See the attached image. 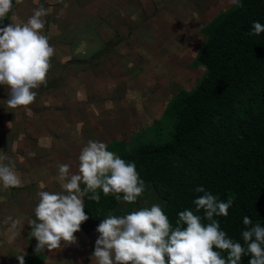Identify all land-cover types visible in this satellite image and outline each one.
<instances>
[{"label": "clouds", "instance_id": "9594fccd", "mask_svg": "<svg viewBox=\"0 0 264 264\" xmlns=\"http://www.w3.org/2000/svg\"><path fill=\"white\" fill-rule=\"evenodd\" d=\"M15 3L21 5L24 0H15ZM228 3L238 8L243 6L241 0H228ZM12 8L13 0H0V21L8 17ZM49 14L50 10L41 4L33 9L26 22L0 27V85L8 90L6 102L10 108L32 104L37 96L33 90L47 85L50 59L55 54L50 38L43 34L44 18ZM261 33H264V24L253 21L248 34L259 36ZM78 159L76 174H70L69 164L57 165L58 178L63 182L61 192L37 193L35 219L29 224L30 236L37 241L34 252L38 255L45 248L59 249L62 240L66 244L76 241L74 233L89 218L84 211L86 194L92 193L88 199L99 202L97 189H101L105 196L112 194L117 201L132 204L145 191V182L136 164L109 151L103 142L89 140ZM0 185L5 190L21 185L15 160L6 154L0 155ZM195 191L203 193L193 201L195 210L179 212L174 228L157 204L125 216L108 215L96 228L100 235L91 254L92 261L94 258L95 264H240L242 255L251 253L249 264H264V226L244 216L246 229L241 235L246 247L234 242L214 218L227 217L232 199L220 201L202 186ZM201 210L203 218L195 214ZM202 219L208 223H202ZM8 221L12 229L17 228L18 221L10 216L5 222ZM223 252L227 253L226 258L221 255ZM25 255L16 256L19 264H25Z\"/></svg>", "mask_w": 264, "mask_h": 264}, {"label": "trees", "instance_id": "16d2710c", "mask_svg": "<svg viewBox=\"0 0 264 264\" xmlns=\"http://www.w3.org/2000/svg\"><path fill=\"white\" fill-rule=\"evenodd\" d=\"M241 3L211 20L194 59L206 68L205 76L169 107L175 115L169 140L140 143L120 158L134 162L140 178L162 198L173 228L179 212L195 210L194 199L203 195L195 191L199 186L220 201L232 199L227 217L214 218L229 238L246 247L243 217L264 226V33L248 34L253 21L264 24V0ZM97 192L99 202L88 199L92 193L84 196L89 218L79 231L96 229L119 203L114 195ZM195 214L204 216L203 210ZM37 256L44 260L43 253L31 250L25 257L31 264ZM251 258V253L242 255L240 264Z\"/></svg>", "mask_w": 264, "mask_h": 264}, {"label": "rangeland", "instance_id": "374dc122", "mask_svg": "<svg viewBox=\"0 0 264 264\" xmlns=\"http://www.w3.org/2000/svg\"><path fill=\"white\" fill-rule=\"evenodd\" d=\"M71 1L73 3L76 2L74 4H77V8L82 9V6H85L87 3L96 7L98 0ZM104 1L106 7L104 15L106 16L110 6L112 7V4L117 3V0ZM129 1L133 2L136 10H139L143 8L147 0ZM148 1L146 9H143V17L138 18L137 21H133L131 24L129 23L133 19H129L128 15L133 13V5L129 7L128 3L127 6L120 5V9L117 8L116 12L111 13L112 18H117L119 22V24H114L117 25L119 31L112 30L116 33L115 36L122 37H116V47H120V50L117 48L115 57L110 56L109 53L104 58V66H108V62H113L118 67H127L129 64H132L131 66L134 68H114V70L112 68H104L103 70L106 71L104 72L106 84L109 80H115L114 88L106 85L111 96L106 93L101 104L98 106L92 103V108L96 111L98 110L97 114L101 112V107H103L102 122L100 120L99 122L104 124V135L97 137L92 134L91 127L94 128L95 126H91L90 124H93L91 120L94 116H91L86 111L83 113L85 117L81 118L75 112L74 114L73 112L67 113L71 115L67 117V120L73 127L79 125L78 121H83L84 131L82 130L81 132L85 133V135L65 137L58 133L54 137L55 140L51 139L48 143L43 144L40 151L25 152L23 146L14 143L16 138L11 139L7 136H0V148L5 150L0 152V155L6 154L8 157L14 159L15 162L25 159L32 164L34 160L36 161L34 165H38V163L41 165V162L50 160L51 166L56 167L49 170L55 173V178L51 179L50 183L32 185L34 191L32 194L36 193V196L31 201L33 206H36L39 202L38 192L48 191L50 193H57L62 191L61 185L63 182L58 178L57 165L69 164L72 168L70 169V174H76L79 166V154L89 140L105 143L108 150L114 152L119 157L123 152L130 151L140 143L158 145L169 140L173 134L175 122L174 110L169 111V107L175 103L183 92H191L205 76L206 68L203 65L194 63V59L209 35V24L220 13L223 14L222 16H225L235 7L229 4L228 0ZM151 17H153L151 21L158 19V25L152 26L154 30L152 35L149 25H147L148 30L146 33L134 31L140 22L144 23L142 22L143 20ZM175 21L177 22L176 24L174 23ZM182 23L185 24L184 35L180 32ZM114 25L111 24L110 26ZM156 32L158 34L163 33V41H155V39H159ZM133 34L138 35L137 45H134L132 41ZM182 35L183 38L180 40ZM183 42L184 46L181 49ZM181 50L184 51L181 52ZM80 55L84 59H90L87 60L90 64L98 61L97 58H90V53L84 52ZM77 130L80 132L79 129ZM36 138L34 134L33 136H29L27 140H29L30 146H25L34 147ZM39 139L38 137V142ZM53 141H55V146H53ZM49 142L51 143L49 144ZM71 143L73 152L69 150ZM40 165L38 166L39 168ZM19 169V172L24 171L20 166ZM22 188L26 189L27 185L23 184V187L20 185L19 187H12L5 191L10 197L8 202L10 205L15 201L21 202L18 200L17 195L20 192L25 194L26 190L21 191ZM26 203L29 204V201ZM153 204L160 205L162 208L164 201L151 184L145 183V191L137 198L135 203L129 204L121 200L109 212V215L125 216L132 211H138L144 207L150 208ZM28 207L29 205L26 207L25 216L14 218L15 221H18L16 229L11 228L10 221V224L4 226L2 229L4 233L3 231L0 233V242H2L3 246L8 242V238H5L6 235L11 236L9 237L11 244L17 240L21 242V239L24 242V248L19 247V250H17L16 247H13L10 249L11 259H8V261L6 259V250L0 248V262L3 260L2 264H19L17 255L26 252L28 249L34 252L37 241L34 237L30 236L31 225L29 222L35 219V207ZM14 213L18 214L19 209L10 207L7 209V213H4L3 218L5 216L6 218L11 217ZM14 231L17 233V236H14ZM74 235L76 237L74 243L66 244L62 240L59 249L49 251L45 248L42 252L45 255L43 264H95L94 258L93 261L91 259V254L94 252L95 242L100 234L96 230H93L89 233H78L77 231ZM13 236L15 239L11 241ZM79 246L81 248H78ZM24 259L25 264H30L28 258L25 257ZM40 259L37 256L31 264H42Z\"/></svg>", "mask_w": 264, "mask_h": 264}, {"label": "crops", "instance_id": "0c3cea01", "mask_svg": "<svg viewBox=\"0 0 264 264\" xmlns=\"http://www.w3.org/2000/svg\"><path fill=\"white\" fill-rule=\"evenodd\" d=\"M128 1L129 0H117V3L112 4V7L110 6L105 16L106 7L104 0H98L96 7L87 3L85 6H82V9L77 8V4H74L76 2L73 3L71 0H63L62 3H57L56 0H24V3L21 5H17L15 0H13V8L8 14V17L0 21V27L13 23L22 24L26 22L33 14V9L42 4L46 9L50 10V14L44 18L46 24L43 29V34L50 38L49 44L54 47L55 54L50 59L51 67L47 73V85H41L39 89L33 90L37 92V96L32 104L17 108L8 107L6 102L9 98L8 90L6 86L0 85V136H7L11 139L16 138L14 143L23 146L25 152L40 151L42 145L48 143L51 139L55 140L54 137L57 136L58 133L65 137L85 135V133L81 132L83 130V121H78L79 125L73 127L67 120V117L71 115L67 113L73 112L74 114L75 112L81 118L85 117L83 113L86 111L91 116H94L91 120L93 124H90L91 126H95L94 128L91 127L92 134L97 137L99 135H104V124L101 123V115L104 114V110H102L103 107H101V112L97 114L98 110L96 111L92 108V103L97 104V106L101 104V101L105 97L104 95L106 93L110 95V91L106 85L114 88L115 80H109L106 84L104 78V72L106 71L103 70L104 68H112L113 70L114 68H134L131 66L132 64H129L127 67H118L115 66L113 62L108 61V66H104V58L109 53L110 56L112 55V57H115L117 48L120 50V47H116V41L117 38L122 37L115 36L116 33L112 30L119 31L117 25H114L119 24V22L117 18H112L111 13L116 12L117 8L120 9V5L127 6V3L128 7L133 5L134 8L135 5L133 2L131 3ZM148 3L149 1L147 0L143 8L139 10L134 8L133 13L128 15L129 19H133L129 24L143 17V9H146ZM61 12L62 14L58 15ZM152 18L153 17L143 20L142 22L144 23L140 22L134 31L137 33H146L148 30L147 25H149V30L152 35L154 32L152 26L158 25V19L151 21ZM174 23L176 24L177 22L175 21ZM111 24L114 26L111 27ZM144 24L145 26L143 27ZM184 28L185 24L182 23L180 32L183 35ZM157 35L159 39L157 38L155 41H163V33H157ZM183 35L180 40H182ZM137 36L138 35L133 34L132 41L134 45H137ZM183 46L184 42L181 49ZM183 51L181 50V52ZM84 52L87 54L90 53L89 57L97 58L98 61L94 64L88 63L87 60L90 59H84L80 55ZM99 120L101 122H99ZM77 129H79L80 132H78ZM33 134L37 138H40L39 142L36 138L34 147H26L25 145L30 146V142L27 138L33 136ZM50 143L51 142H49V144ZM53 146H55V141H53ZM69 146L70 152H73L71 149V147H73L72 143ZM2 151L5 150L0 148V152ZM15 163H17L16 171L21 177V186L23 187L24 184L27 185V188L21 189V191L26 190L25 194L21 192L18 195L15 194L21 202L18 203L15 201L10 205L8 203L10 197L6 194V190L3 189L2 185H0V233H2L4 226L10 224V221L7 223L5 222L7 219L6 216L3 218L4 213H7V209L10 207L19 209L18 214L14 213L11 215L13 220H15V217L25 216L26 207L28 205V208L36 207L35 205L33 206L31 202L34 196H36V193L32 194L34 193L32 185L50 183V180L55 178V173L49 171L51 168H56L51 166L52 163L50 160L41 162V165L39 163L38 165H34L36 164L34 160L31 164L25 159L19 162L17 160ZM18 163L24 171L19 172ZM39 165L40 168L38 167ZM70 169L72 168L70 167ZM27 201H29V204L26 203ZM91 231L93 230H81L78 231V233H89ZM14 233L17 236L15 231ZM9 237L11 236H5L6 239L8 238L6 245L3 246L2 242H0V248L6 250L7 261L11 259L10 249L13 247H16L17 250H19V247L24 248L22 239L21 242L17 240L15 243L11 244ZM14 239L15 237H12L11 241ZM28 248H30V246H28ZM78 248H81V246ZM28 251L29 249L22 253H26L27 255ZM2 261L3 260H1L0 264H2Z\"/></svg>", "mask_w": 264, "mask_h": 264}]
</instances>
